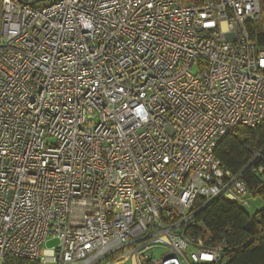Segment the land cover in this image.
<instances>
[{"label": "built area", "instance_id": "2783aa9c", "mask_svg": "<svg viewBox=\"0 0 264 264\" xmlns=\"http://www.w3.org/2000/svg\"><path fill=\"white\" fill-rule=\"evenodd\" d=\"M260 17V0H0V264H217L224 243L188 229L219 198L250 208L243 174L264 176L261 150L237 174L213 152L264 122Z\"/></svg>", "mask_w": 264, "mask_h": 264}, {"label": "trees", "instance_id": "16d2710c", "mask_svg": "<svg viewBox=\"0 0 264 264\" xmlns=\"http://www.w3.org/2000/svg\"><path fill=\"white\" fill-rule=\"evenodd\" d=\"M260 8L261 17L252 25V34L264 47V0H260ZM259 150L264 156V122L254 129L231 128L213 152L225 171L237 174ZM243 176L249 196L264 202V176H255L250 169ZM198 209V226L188 232L203 240L209 238L211 244L224 243L217 264H264V208L249 214L238 204L219 198Z\"/></svg>", "mask_w": 264, "mask_h": 264}, {"label": "rangeland", "instance_id": "374dc122", "mask_svg": "<svg viewBox=\"0 0 264 264\" xmlns=\"http://www.w3.org/2000/svg\"><path fill=\"white\" fill-rule=\"evenodd\" d=\"M261 199L259 198H252L251 196L248 198V202L250 203V208L247 209V212L249 214L254 213L257 210H260L262 208H264V202L260 201ZM57 245V241L55 240H49L48 242H46L45 247H43L44 249H51L53 247H55Z\"/></svg>", "mask_w": 264, "mask_h": 264}, {"label": "water", "instance_id": "95a60500", "mask_svg": "<svg viewBox=\"0 0 264 264\" xmlns=\"http://www.w3.org/2000/svg\"><path fill=\"white\" fill-rule=\"evenodd\" d=\"M41 1H46V0H41Z\"/></svg>", "mask_w": 264, "mask_h": 264}]
</instances>
